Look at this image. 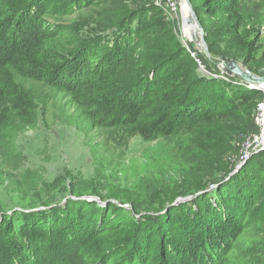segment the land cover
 Listing matches in <instances>:
<instances>
[{
  "label": "trees",
  "instance_id": "16d2710c",
  "mask_svg": "<svg viewBox=\"0 0 264 264\" xmlns=\"http://www.w3.org/2000/svg\"><path fill=\"white\" fill-rule=\"evenodd\" d=\"M243 1L191 0L205 28L228 22L222 59L250 64L256 39H247ZM209 65L153 0H0V156L12 161L18 134L58 96L107 147L166 141L203 166L198 182L170 185L155 207L130 197L127 211L101 192L105 205L79 198L96 188L64 205L0 203V264H36L49 247L59 253L44 264H264V241L244 239L264 234V150L234 174L229 165L254 131L261 92ZM36 190L33 179L23 196ZM180 195L191 198L173 204Z\"/></svg>",
  "mask_w": 264,
  "mask_h": 264
},
{
  "label": "rangeland",
  "instance_id": "374dc122",
  "mask_svg": "<svg viewBox=\"0 0 264 264\" xmlns=\"http://www.w3.org/2000/svg\"><path fill=\"white\" fill-rule=\"evenodd\" d=\"M153 1L156 4L157 0ZM189 2L193 8L191 0ZM180 3L182 6L180 10L179 4L177 16L169 18L177 22L179 37L183 43L190 44L201 55L203 54L208 65L209 61L214 62L215 67L210 63V68L213 67L212 74H216L214 69L221 71L222 61L225 63L231 61L221 57L228 56L231 47L233 32L230 31L228 22L220 21L216 26L212 21L210 26L205 28L199 14L193 8L202 26L208 51L207 36L215 49L214 53L209 51L208 57L203 48L194 41L195 30L190 27L192 23L187 20L188 8L184 1ZM241 12L244 17V28L249 33L247 39H256V51L254 61L250 64L243 59L232 60L237 61L242 69L250 70L252 67L258 71L264 70V0H244ZM62 103L63 100L57 96L48 100L43 108L40 107L42 114L38 116L37 122L24 127L15 139L12 161L0 156V163L2 162L7 175H0L2 205H22L27 210H32L41 207L39 206L42 204L41 199L48 204L61 200L58 204L64 205L69 196L86 195L91 188H96L95 197L97 192H101L107 200L114 201L127 211H131L133 207L130 205V197L135 202L143 201L147 207H155L157 196H164L170 185L199 181L195 173L200 172L203 166L195 160L192 162L182 160L179 149L173 148L166 141L144 142L134 137L128 150L107 147L104 138L90 127L88 121L77 118L73 110L62 106ZM235 155L231 154V157ZM245 161L236 168L235 162L231 160L232 164L229 165L233 168L232 171L234 170L232 174L236 173ZM28 174L31 175L30 178ZM13 178H16L23 187L20 192L12 184ZM33 179L39 180V190L27 191L23 196L24 188ZM31 193L33 195L30 197ZM125 196L127 200L122 201L121 197ZM182 197L185 196L180 195L176 199ZM100 202L101 205L106 203L101 200ZM139 216L136 214V217ZM244 239L248 243L254 240L264 241V234L254 238L245 236ZM58 253L56 248L49 247L40 252L41 260L36 264H44Z\"/></svg>",
  "mask_w": 264,
  "mask_h": 264
},
{
  "label": "built area",
  "instance_id": "2783aa9c",
  "mask_svg": "<svg viewBox=\"0 0 264 264\" xmlns=\"http://www.w3.org/2000/svg\"><path fill=\"white\" fill-rule=\"evenodd\" d=\"M180 2L181 0H157L156 4L161 6L167 15L172 18L177 16L179 4L181 10L182 4ZM192 55L195 57V53L192 52ZM196 61L199 66L202 65L198 58H196ZM258 75L264 77V70ZM256 89L260 90L261 98L256 104L253 115L254 131H251L244 136L240 143L237 155L231 157V160L235 162L236 168L252 154L264 150V82L259 83L258 88Z\"/></svg>",
  "mask_w": 264,
  "mask_h": 264
},
{
  "label": "water",
  "instance_id": "95a60500",
  "mask_svg": "<svg viewBox=\"0 0 264 264\" xmlns=\"http://www.w3.org/2000/svg\"><path fill=\"white\" fill-rule=\"evenodd\" d=\"M181 1L185 2V6H187L188 11H189V14L187 15V20L189 21V23L193 24V28L195 30V32L193 33L194 41L196 42V44H198L199 46H201L203 48L204 53L209 57V51L207 49V45H206L205 40L203 38L204 36H203L202 26L199 23V20L197 19L195 12L193 11L191 3L189 2V0H181ZM182 24H183V18H182ZM220 66H221V72L222 73H225L228 76L239 77L244 83L248 84L249 88L256 89V88H258L259 83L264 82L263 76H260L258 74H254L249 69H242L241 66L239 65V63L235 60H231L228 63H225L224 61H222ZM199 69L203 73H208V71L204 68V65L199 66ZM233 172H234V170L230 174H232ZM213 186H216V185L211 184L210 188H212ZM79 198L87 199V200H95L99 204H101L100 199L98 197H95V196H82ZM190 198H191V196L178 198L173 202V204H177L181 201H184V200H187Z\"/></svg>",
  "mask_w": 264,
  "mask_h": 264
},
{
  "label": "bare ground",
  "instance_id": "6f19581e",
  "mask_svg": "<svg viewBox=\"0 0 264 264\" xmlns=\"http://www.w3.org/2000/svg\"><path fill=\"white\" fill-rule=\"evenodd\" d=\"M185 10V9H184ZM190 27H193V24L190 25ZM193 32V31H192Z\"/></svg>",
  "mask_w": 264,
  "mask_h": 264
}]
</instances>
